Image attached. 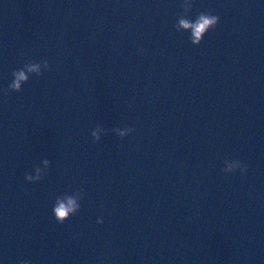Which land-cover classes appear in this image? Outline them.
<instances>
[{
	"label": "water",
	"instance_id": "95a60500",
	"mask_svg": "<svg viewBox=\"0 0 264 264\" xmlns=\"http://www.w3.org/2000/svg\"><path fill=\"white\" fill-rule=\"evenodd\" d=\"M184 3L0 0L2 264H264V0Z\"/></svg>",
	"mask_w": 264,
	"mask_h": 264
},
{
	"label": "clouds",
	"instance_id": "9594fccd",
	"mask_svg": "<svg viewBox=\"0 0 264 264\" xmlns=\"http://www.w3.org/2000/svg\"><path fill=\"white\" fill-rule=\"evenodd\" d=\"M191 6V0H185V3L183 4V8L185 12L188 11V9ZM220 23V16L214 15L211 12H203L200 14L197 23L195 25H190L186 20L181 19L179 21V24L177 26V30L180 28H183L185 30L192 29L193 30V36H192V43L193 44H199L201 40L203 39L206 32H208L211 29H214L218 24ZM138 52L141 54L143 53V49L139 48L137 49ZM44 68H48L49 64L48 61L45 60L43 63ZM35 73L37 75H40L41 73V64L40 63H34V62H28L25 64L24 70L14 71L12 73V80L7 86V90L4 92L5 95H7L8 91L19 93L23 87V85L28 80V74ZM104 130L100 127H96L94 130L91 131V136L94 137L95 141H99L101 139V133ZM117 135L120 136L121 139L125 138L126 136H129L134 132V128L131 126H124L123 128H115L113 130ZM44 167L47 168L48 161L45 160ZM35 175L26 174L24 176L25 181L28 183H37L39 182L43 176L45 175L44 171H42L41 168L37 167L35 168ZM249 172L248 165L241 159H227L224 161L223 166V173L225 175L235 174L239 173L241 176H246ZM80 208V203L78 198H68L66 200H58L56 207L53 210V215L55 217V220L57 223H63L65 220L69 218V216L74 215ZM97 224H103L104 219L102 217H97L96 219ZM0 264H2V261H0ZM22 264H31L30 260H23Z\"/></svg>",
	"mask_w": 264,
	"mask_h": 264
}]
</instances>
